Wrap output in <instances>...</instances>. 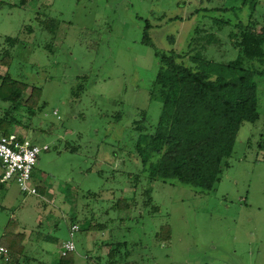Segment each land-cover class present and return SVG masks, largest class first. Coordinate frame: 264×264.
I'll list each match as a JSON object with an SVG mask.
<instances>
[{"label":"rangeland","instance_id":"obj_1","mask_svg":"<svg viewBox=\"0 0 264 264\" xmlns=\"http://www.w3.org/2000/svg\"><path fill=\"white\" fill-rule=\"evenodd\" d=\"M250 14V31L264 36V0H0V50L17 39L0 74L41 89L42 108L30 119L23 114L26 127L16 133L48 147L31 175L36 195L12 181L0 185V244L20 234L22 264H57L74 218L79 228L88 220L101 227L74 235L73 264L105 260L116 245L129 255L119 264H264V77L247 74L259 119L242 123L211 191L148 183L135 149L161 114L155 50L194 66L198 39L200 60H234L228 35ZM146 23L151 45L143 43ZM210 35L208 44L199 38ZM143 188L158 213L143 205ZM121 197L129 208L117 207Z\"/></svg>","mask_w":264,"mask_h":264},{"label":"trees","instance_id":"obj_2","mask_svg":"<svg viewBox=\"0 0 264 264\" xmlns=\"http://www.w3.org/2000/svg\"><path fill=\"white\" fill-rule=\"evenodd\" d=\"M251 21V14L246 23L237 21L235 31L228 35L231 47L239 53L236 59L228 62L200 60L196 53L200 48L198 39L193 40L196 49L190 57L194 66L177 61L180 55L175 51L155 50L158 68L154 85L162 102L161 114L153 132L141 134L135 146L148 183L174 181L203 192L211 191L219 181L222 168L228 167L227 160L233 152L242 123H255L259 119L257 85L246 78L250 71L264 77V68L250 69L245 63L264 65V36L250 31ZM41 22L43 28L51 33L56 29L55 22L50 26H46L45 21ZM148 28L146 23L143 43L151 45ZM27 31L31 33L32 28ZM199 38L207 44L216 39L215 35ZM5 42L9 48L0 50V68L10 65V48L16 45L17 39L8 38ZM81 90L79 85L76 91ZM40 96V88L33 86L29 89L28 84L13 79L8 72L0 74V135H15L20 141L27 140L15 134L16 128L26 127L21 121L23 114L30 119L42 108L39 106ZM4 104L7 106L3 107ZM135 130L141 133L145 129L137 123ZM134 181H139V176L136 175ZM132 187L136 189L137 185ZM142 193L143 205L150 206L149 214L158 213L159 207L152 204L149 189L145 188ZM117 207L129 208L128 198L121 197ZM75 220L72 219L70 226L76 224ZM100 227V224L92 225V220H88L79 231L90 232ZM161 231L165 232L167 240L169 226L161 227ZM19 236L14 237L17 240L14 239L10 246L0 244L10 253V260L5 264H22L23 238ZM73 254L60 257L57 264H73ZM128 256L116 245L105 260L92 258L91 261L114 264Z\"/></svg>","mask_w":264,"mask_h":264},{"label":"built area","instance_id":"obj_3","mask_svg":"<svg viewBox=\"0 0 264 264\" xmlns=\"http://www.w3.org/2000/svg\"><path fill=\"white\" fill-rule=\"evenodd\" d=\"M46 145H36L28 140L20 141L15 135L9 137L0 135V182H14L19 191L24 194L36 195V188L30 185L31 175L37 163L38 155L47 151ZM79 231L77 224H72L68 230V240L60 245V257L75 253L74 235ZM0 260L9 262V251L0 246ZM90 264H107L105 261H91ZM119 264V263H114Z\"/></svg>","mask_w":264,"mask_h":264},{"label":"crops","instance_id":"obj_4","mask_svg":"<svg viewBox=\"0 0 264 264\" xmlns=\"http://www.w3.org/2000/svg\"><path fill=\"white\" fill-rule=\"evenodd\" d=\"M17 136H20V137H23V138H26V136L24 135H20L19 133H15ZM0 185L3 186V183L0 182ZM60 249V248H59Z\"/></svg>","mask_w":264,"mask_h":264}]
</instances>
